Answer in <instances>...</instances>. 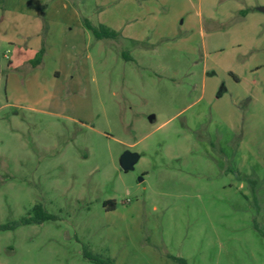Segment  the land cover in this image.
<instances>
[{"label":"rangeland","instance_id":"obj_1","mask_svg":"<svg viewBox=\"0 0 264 264\" xmlns=\"http://www.w3.org/2000/svg\"><path fill=\"white\" fill-rule=\"evenodd\" d=\"M4 3L118 36L0 73V264H264V0Z\"/></svg>","mask_w":264,"mask_h":264},{"label":"crops","instance_id":"obj_2","mask_svg":"<svg viewBox=\"0 0 264 264\" xmlns=\"http://www.w3.org/2000/svg\"><path fill=\"white\" fill-rule=\"evenodd\" d=\"M3 6L5 7H3L0 17V28H8L11 31L0 34V42H6L15 52V55L9 57L7 64L3 66L4 68L0 67V73L5 70L7 85L19 82V77L14 71L23 65L28 69L23 83L35 82V84H39V66H46L45 61L52 56H55L56 59L65 58V60L77 57L85 49V45L84 48L79 47L78 44H81L79 40L85 42L91 37V33L83 26L81 18L69 21L61 18L56 19L53 16L46 17V14H40L38 9H35L31 14L19 12L20 9L16 6L8 8L5 3ZM59 8L65 10L67 6L63 4ZM22 10L24 9L22 8ZM13 12L15 13L13 14ZM8 13L13 15L10 21ZM67 38H74V40L71 42L69 39V45H67ZM42 41L44 43L43 59L39 64L32 67L29 61L40 49ZM27 52L31 54V57L27 55Z\"/></svg>","mask_w":264,"mask_h":264},{"label":"trees","instance_id":"obj_3","mask_svg":"<svg viewBox=\"0 0 264 264\" xmlns=\"http://www.w3.org/2000/svg\"><path fill=\"white\" fill-rule=\"evenodd\" d=\"M81 21L83 26L91 33L94 39H115L117 38L118 34L110 30L109 27H105L103 25L94 26L89 21L81 17ZM44 54V43L42 41L40 49L37 51L35 56L29 61L32 67L39 64L41 62L42 56ZM103 205H108V209H113L114 203L113 201H105ZM55 216L52 214L47 213L43 206L40 203L33 205L30 209L29 213L22 217L19 221L21 224H30V223H42L47 220H55ZM15 226V223L7 224V225H0V230L11 229ZM83 257L91 261L93 264H112L113 260L109 257H102L100 255L92 254L87 249H83L82 251ZM175 261L182 262L180 258H173Z\"/></svg>","mask_w":264,"mask_h":264},{"label":"water","instance_id":"obj_4","mask_svg":"<svg viewBox=\"0 0 264 264\" xmlns=\"http://www.w3.org/2000/svg\"><path fill=\"white\" fill-rule=\"evenodd\" d=\"M256 9L264 13V6H259ZM149 119H152V116H150ZM138 158L139 156L135 152H130L127 150L122 152V154L119 156L118 159V164L120 169L124 172L129 170L131 171L133 169L134 164L137 162Z\"/></svg>","mask_w":264,"mask_h":264}]
</instances>
